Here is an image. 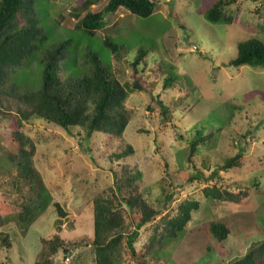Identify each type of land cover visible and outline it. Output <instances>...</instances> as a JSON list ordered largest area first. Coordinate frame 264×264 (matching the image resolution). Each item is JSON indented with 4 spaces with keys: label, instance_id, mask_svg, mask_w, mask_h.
I'll list each match as a JSON object with an SVG mask.
<instances>
[{
    "label": "rangeland",
    "instance_id": "rangeland-1",
    "mask_svg": "<svg viewBox=\"0 0 264 264\" xmlns=\"http://www.w3.org/2000/svg\"><path fill=\"white\" fill-rule=\"evenodd\" d=\"M83 1L37 0L46 43L68 36L73 40L61 76L86 70L83 52L89 46L120 82L128 81L129 62L142 48L146 54L139 73L146 88L128 91L125 105L129 120L122 138L98 131L86 136L82 127L65 130L36 115L24 121L22 130L34 142V163L50 197L22 232L14 219L22 197L10 182L14 171H4L0 159V215L4 217L0 230L9 234L11 243L0 246V264H34L41 239L55 233L64 241L80 242L72 252L54 254L53 264H95L93 199L110 194L115 181L124 183V175L137 170L141 176L134 184L141 196L160 210L139 229L134 242L137 255L145 250L161 216L175 214L182 199L194 198L200 206L192 211L191 220L176 236L166 237L152 249L147 261L229 264L241 257L264 237V64L235 66L229 60L236 55L238 42L250 37L264 42V0H233L225 7V16L231 20L218 22L209 21L204 14L213 0H154L155 10L145 17L119 7L107 13L102 26L90 36L78 27L77 16L88 9H102L107 0L89 7L82 5ZM106 35L119 45L117 51L103 43ZM17 75L23 86L36 88L40 79L37 58ZM157 99L166 105L164 112ZM16 108V102L0 95V157L14 148L3 114ZM196 137L191 164L186 153ZM128 143L132 151L116 156ZM239 150L243 151L240 165L212 174ZM196 168L202 171L201 176L189 178ZM214 183L235 192L248 188L249 193L240 202L205 197L202 187ZM122 191L128 192L125 187ZM55 202L65 211L64 216ZM132 213L127 210L126 219ZM213 220L222 221L229 229L223 244L209 229ZM136 259L126 248L117 264H136Z\"/></svg>",
    "mask_w": 264,
    "mask_h": 264
},
{
    "label": "trees",
    "instance_id": "trees-1",
    "mask_svg": "<svg viewBox=\"0 0 264 264\" xmlns=\"http://www.w3.org/2000/svg\"><path fill=\"white\" fill-rule=\"evenodd\" d=\"M98 0H84L82 5L89 7ZM233 0H213L205 8V17L211 22L230 21L232 17L225 16V7ZM123 7L139 16H149L156 7L154 0H107L102 9L86 10L78 19V27L87 35L102 26L103 17ZM37 0H0V95L16 102L14 112L4 113L9 123L8 135L14 148L0 157L4 171L11 176V185L20 192L21 209L14 216L15 223L25 232L38 212H41L49 201V193L41 178L33 159L34 142L22 130L23 123L30 116L36 115L47 121L58 124L65 130L71 126L82 127L86 136L98 131L122 138L128 123V109L125 100L130 89H145L146 84L139 73V64L146 51L139 48L134 58L129 62L130 80L120 82L108 64H105L98 53L85 46L83 62L86 70L78 74L67 73L61 76V65L69 57L72 38L64 37L51 43H46L47 32L39 23ZM102 41L113 52L119 45L107 35ZM37 58L40 65V79L36 88L23 86L17 72L31 59ZM235 66L242 64H264V42L256 37H250L237 44V53L229 60ZM167 81V77L165 78ZM167 83V82H166ZM162 108L166 105L157 99ZM203 139V135L199 137ZM198 137L193 139L187 149V160L194 164L192 157L196 152ZM132 151V146L126 144V149L116 156L123 157ZM243 151L239 150L223 160L217 169L226 170L241 164ZM202 171L196 168L189 178L201 176ZM141 176V171L124 175V183L115 181L116 185L109 187L110 194L97 195L93 199V235L91 245L95 252V264H117L127 248L131 256L136 257V264L149 263L146 256L156 246L162 244L166 237L176 236L187 222L191 220L192 211L199 208L200 201L194 198H184L178 204L176 213L164 214L161 222L153 225V231L148 236V243L143 253L137 255L134 242L139 235V229L152 221L160 210L152 206L141 196L134 180ZM258 181L254 184H258ZM123 187L127 193H123ZM202 193L205 197L219 200L240 202L248 195V188L237 192L225 186L214 184L204 185ZM126 194V195H125ZM58 213H66L54 203ZM133 213L127 219L124 213ZM4 217L0 215V223ZM213 236L223 244L229 234L228 227L220 220L209 224ZM80 242L64 241L58 233L49 238L41 239L34 264H53V256L59 250L64 254L72 252ZM11 245L9 234L0 230V246ZM264 260V237L256 246L248 249L241 257L229 264H259Z\"/></svg>",
    "mask_w": 264,
    "mask_h": 264
},
{
    "label": "crops",
    "instance_id": "crops-1",
    "mask_svg": "<svg viewBox=\"0 0 264 264\" xmlns=\"http://www.w3.org/2000/svg\"><path fill=\"white\" fill-rule=\"evenodd\" d=\"M118 8H119V7H118ZM118 8H117V9H118ZM117 9H116V10H117ZM116 10H115V11H116ZM115 11H114V12H115Z\"/></svg>",
    "mask_w": 264,
    "mask_h": 264
},
{
    "label": "built area",
    "instance_id": "built-area-1",
    "mask_svg": "<svg viewBox=\"0 0 264 264\" xmlns=\"http://www.w3.org/2000/svg\"><path fill=\"white\" fill-rule=\"evenodd\" d=\"M66 259H68V257H66Z\"/></svg>",
    "mask_w": 264,
    "mask_h": 264
}]
</instances>
